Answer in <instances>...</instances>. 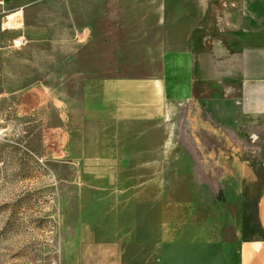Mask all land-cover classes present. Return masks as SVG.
Listing matches in <instances>:
<instances>
[{"label": "rangeland", "instance_id": "obj_1", "mask_svg": "<svg viewBox=\"0 0 264 264\" xmlns=\"http://www.w3.org/2000/svg\"><path fill=\"white\" fill-rule=\"evenodd\" d=\"M54 2L31 14L23 0H0V264H238L237 244L261 238L264 120L232 103L236 88L210 85L163 118L123 127L117 177L91 188L52 104L66 81ZM219 5L227 28L235 5ZM170 9L178 20V3ZM126 43L144 61L123 76L153 75L162 50L189 47Z\"/></svg>", "mask_w": 264, "mask_h": 264}, {"label": "crops", "instance_id": "obj_2", "mask_svg": "<svg viewBox=\"0 0 264 264\" xmlns=\"http://www.w3.org/2000/svg\"><path fill=\"white\" fill-rule=\"evenodd\" d=\"M219 1L174 0L176 21L172 0L54 2L56 23L65 16L51 38L66 81L57 82L52 104L61 121L66 116L71 162L86 167L88 186L106 188L117 177L126 159L119 149L123 127L163 118L168 106L188 103L210 85L236 88L232 103L249 120H264V0H228L236 10L227 28ZM43 2L23 0L21 9L35 14ZM159 37L184 39L189 47L162 50L153 75L123 76L133 68L127 65L144 61L124 52V40ZM256 218L261 238L237 244L238 264H264V188Z\"/></svg>", "mask_w": 264, "mask_h": 264}, {"label": "built area", "instance_id": "obj_3", "mask_svg": "<svg viewBox=\"0 0 264 264\" xmlns=\"http://www.w3.org/2000/svg\"><path fill=\"white\" fill-rule=\"evenodd\" d=\"M22 40H17V42L15 44H21Z\"/></svg>", "mask_w": 264, "mask_h": 264}]
</instances>
